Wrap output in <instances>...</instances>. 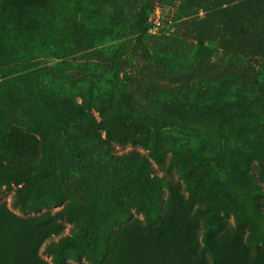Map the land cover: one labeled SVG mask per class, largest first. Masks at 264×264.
<instances>
[{"label": "rangeland", "instance_id": "obj_1", "mask_svg": "<svg viewBox=\"0 0 264 264\" xmlns=\"http://www.w3.org/2000/svg\"><path fill=\"white\" fill-rule=\"evenodd\" d=\"M261 165L264 0H0V264H264Z\"/></svg>", "mask_w": 264, "mask_h": 264}, {"label": "trees", "instance_id": "obj_2", "mask_svg": "<svg viewBox=\"0 0 264 264\" xmlns=\"http://www.w3.org/2000/svg\"><path fill=\"white\" fill-rule=\"evenodd\" d=\"M1 3L3 4V3H5V0H1ZM79 119L80 120H82V121H89L88 120V118H87V115H84V114H82V112H79ZM145 165V164H144ZM147 168H148V166H146ZM149 168H150V166H149ZM152 169V168H151ZM160 171H162V169L160 168ZM260 174H262V175H264V165H261V170H260ZM263 184H264V178H263ZM248 183H250L251 185H256V182L254 181V180H249V182ZM257 186V185H256ZM264 187V186H263ZM264 189V188H263ZM261 190V189H257V192H259L260 194H262V195H264V190ZM190 246H191V244H190ZM167 261L170 263V264H172L173 262H174V257L173 256H168L167 257ZM38 264H44V263H42V262H38Z\"/></svg>", "mask_w": 264, "mask_h": 264}]
</instances>
